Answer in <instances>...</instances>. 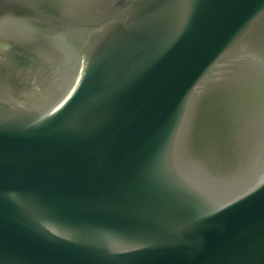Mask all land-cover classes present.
<instances>
[{"label": "water", "instance_id": "1", "mask_svg": "<svg viewBox=\"0 0 264 264\" xmlns=\"http://www.w3.org/2000/svg\"><path fill=\"white\" fill-rule=\"evenodd\" d=\"M0 264H264V0H0Z\"/></svg>", "mask_w": 264, "mask_h": 264}]
</instances>
